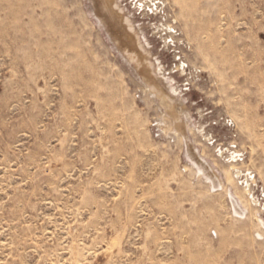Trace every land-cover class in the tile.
Listing matches in <instances>:
<instances>
[{
	"label": "rangeland",
	"instance_id": "rangeland-1",
	"mask_svg": "<svg viewBox=\"0 0 264 264\" xmlns=\"http://www.w3.org/2000/svg\"><path fill=\"white\" fill-rule=\"evenodd\" d=\"M113 1L150 72L101 0H0V264H264V0Z\"/></svg>",
	"mask_w": 264,
	"mask_h": 264
},
{
	"label": "bare ground",
	"instance_id": "bare-ground-1",
	"mask_svg": "<svg viewBox=\"0 0 264 264\" xmlns=\"http://www.w3.org/2000/svg\"><path fill=\"white\" fill-rule=\"evenodd\" d=\"M99 3H100V6L102 8V9L100 8L102 10V13H103L102 15H104L103 17L106 18L105 20L103 19L104 25H105V21L108 20V21H111V24L114 27L120 28V31H121L120 36L121 37L119 35L118 36L116 35V38L119 40L118 42H119L120 46H124V44L126 45V48L122 52H124V54L127 55V58L130 59L129 61H132L138 67L145 65L146 66L145 67L146 72L147 73L150 72V70L154 67V65L148 61V58L146 56V53L148 51L146 50L145 46H143L141 44L140 40L136 38L137 34H136V32H134V29H133V26L131 24L130 19L119 16L123 11V10H121L119 4L117 2H114L113 0H101V2H98V4ZM96 7H97V5H96ZM105 27H107V26L105 25ZM133 32H134V35H132ZM131 46H132V48H131ZM155 87L156 86H154L153 89H155ZM200 166L202 167L201 169H203L205 165L204 166L200 165ZM206 171H207V169H206Z\"/></svg>",
	"mask_w": 264,
	"mask_h": 264
}]
</instances>
